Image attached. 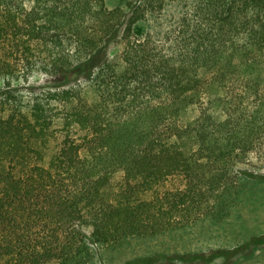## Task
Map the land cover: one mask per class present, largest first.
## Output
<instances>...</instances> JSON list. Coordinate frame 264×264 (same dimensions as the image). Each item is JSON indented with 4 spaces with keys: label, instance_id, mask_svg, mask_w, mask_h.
<instances>
[{
    "label": "trees",
    "instance_id": "obj_1",
    "mask_svg": "<svg viewBox=\"0 0 264 264\" xmlns=\"http://www.w3.org/2000/svg\"><path fill=\"white\" fill-rule=\"evenodd\" d=\"M262 175L264 0H0V264H110Z\"/></svg>",
    "mask_w": 264,
    "mask_h": 264
},
{
    "label": "rangeland",
    "instance_id": "obj_2",
    "mask_svg": "<svg viewBox=\"0 0 264 264\" xmlns=\"http://www.w3.org/2000/svg\"><path fill=\"white\" fill-rule=\"evenodd\" d=\"M118 3L119 0H106L107 7ZM32 80V84L41 87L54 82L44 76ZM252 186L250 198L220 221L204 219L185 229L129 239L119 246L93 247L110 264H201L203 261L198 255L211 256L219 250L225 251L204 264H264V176ZM86 231L89 232V228ZM245 244L250 245L253 258L246 260L241 256L232 261V250L236 248L235 252L239 253V248ZM188 257L192 259L187 260ZM193 258L196 261H192Z\"/></svg>",
    "mask_w": 264,
    "mask_h": 264
},
{
    "label": "flooded vegetation",
    "instance_id": "obj_3",
    "mask_svg": "<svg viewBox=\"0 0 264 264\" xmlns=\"http://www.w3.org/2000/svg\"><path fill=\"white\" fill-rule=\"evenodd\" d=\"M253 241V240H252ZM251 241V242H252ZM250 242V243H251ZM249 243V244H250ZM249 244H245L243 245L241 248H239V253L238 252H234L231 254V257H232V261L236 260L238 257L240 259L241 256H243L242 258L246 259V260H249L251 258H253L254 256V252L251 251L250 249V245ZM217 253V252H216ZM214 254L212 256H210V260H213L214 258H216L217 254ZM209 260V261H210ZM207 261V262H209ZM241 264V263H240Z\"/></svg>",
    "mask_w": 264,
    "mask_h": 264
}]
</instances>
